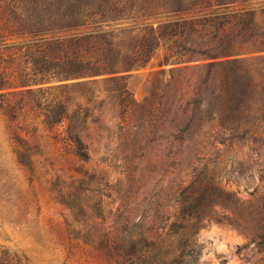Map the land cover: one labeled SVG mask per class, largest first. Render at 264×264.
Listing matches in <instances>:
<instances>
[{"label":"rangeland","instance_id":"obj_1","mask_svg":"<svg viewBox=\"0 0 264 264\" xmlns=\"http://www.w3.org/2000/svg\"><path fill=\"white\" fill-rule=\"evenodd\" d=\"M146 1H138L145 11L135 10V21L157 27L170 15L178 18L163 6L169 0ZM216 4L181 16L206 14ZM247 7L264 28V0H239L229 9ZM203 34L190 41L203 42ZM171 45L161 43L125 77L133 104L127 112L103 78L77 85L43 83L39 76L35 89L58 96L73 118L79 106L89 110L86 123L71 124L88 150L87 162L75 156L68 121L48 128L38 111L12 121L0 110V264H116L115 254L102 252L110 243L123 261L139 264L127 256L135 252L139 234H163L159 228L167 219L180 215L174 202L179 189L196 175L215 180L207 202H217L205 207L194 230L165 239L162 252L171 253L186 237L200 253L196 264H264V110L246 119L247 131L236 132V125L246 123L243 117L231 121L216 107L220 71L200 54H180ZM234 57L257 69L258 78L264 74V52L252 43L237 46ZM158 81L167 99L155 105L159 121L144 128L145 101ZM16 133L29 143L18 141Z\"/></svg>","mask_w":264,"mask_h":264},{"label":"trees","instance_id":"obj_2","mask_svg":"<svg viewBox=\"0 0 264 264\" xmlns=\"http://www.w3.org/2000/svg\"><path fill=\"white\" fill-rule=\"evenodd\" d=\"M138 1L0 0V110L12 121L38 111L48 128L68 121V133H75L70 136L71 146L76 147L75 156L87 162L88 150L78 127L71 129V124L74 120L86 123L89 110L79 106L80 114L77 119L73 118L58 96L43 91V87L39 91L35 89L39 76L43 83L76 81L77 85L103 78L110 83V94L123 98L121 104L127 112L133 104L125 77L147 63L161 43L169 42H172L169 50L177 48L183 50L180 54H200L208 61L209 68L220 71L215 102L226 119L233 121L243 117L246 122L248 117L264 110V74L258 78L257 69L234 57V49L242 44L252 43L264 52V28L257 23L253 9H229L239 0H215L216 10L187 19L181 15L193 8L211 7L212 0H192L187 6L188 0H169L163 6L178 18L170 15L168 23L154 27L132 17L135 10L145 11V7L138 9ZM200 31L204 32L203 42L190 41V37ZM125 34L129 40L120 38ZM134 34L136 36L131 37ZM187 42L191 47H187ZM161 85L159 81L155 83L145 101L144 128L159 121L160 110L155 105L159 99L166 98ZM259 105L263 107L261 110ZM201 106L202 103H197L195 109L200 110ZM247 123L233 124L234 130L247 131ZM15 137L24 144L29 143L19 133ZM215 185L214 179L196 175L188 186L179 189L174 201L180 214L174 217L176 220L167 219V224L159 228L163 234L153 229L147 238L140 233L135 252L127 256H136L139 264H196L200 253L190 238L182 237L171 253H163L162 249L165 239H179L182 231L194 230L202 223L205 207L210 208L217 202H207ZM102 252L109 257L115 254L112 259L116 264L130 263V260L123 261L125 258L113 243Z\"/></svg>","mask_w":264,"mask_h":264}]
</instances>
